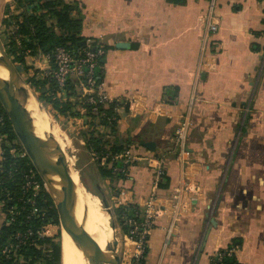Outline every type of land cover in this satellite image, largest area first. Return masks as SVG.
I'll return each mask as SVG.
<instances>
[{
    "label": "crops",
    "instance_id": "crops-1",
    "mask_svg": "<svg viewBox=\"0 0 264 264\" xmlns=\"http://www.w3.org/2000/svg\"><path fill=\"white\" fill-rule=\"evenodd\" d=\"M64 1L77 3L87 43L105 49L97 75L105 90L114 98L143 96V109H121L107 133L76 105L83 118L67 114L64 121L82 129L91 121L95 133L118 137L132 152L163 157L168 186L157 189L160 202L184 175L198 187L167 239L168 218L155 223L145 264H210L231 244L236 264H264V0H214L212 9L211 0ZM12 4L0 0V30L19 11ZM209 21L216 30L207 35ZM38 67L43 72V61ZM186 111L188 164L172 148ZM141 139L155 141V149L136 147ZM143 162L117 177L100 176L90 163L85 182L102 209L103 201L114 209L121 190L143 203L153 181Z\"/></svg>",
    "mask_w": 264,
    "mask_h": 264
},
{
    "label": "trees",
    "instance_id": "trees-1",
    "mask_svg": "<svg viewBox=\"0 0 264 264\" xmlns=\"http://www.w3.org/2000/svg\"><path fill=\"white\" fill-rule=\"evenodd\" d=\"M15 9L19 11L10 14L12 22L5 21V30L8 32V40L3 42L7 54L15 66L21 65L26 72L30 70L25 64L26 56H39L42 54L50 55V71L54 68L52 53L56 47H64L70 52L81 49L86 46L87 37L82 34L81 13L78 10L75 1L64 0H13ZM91 48H96V41L92 39ZM84 41V44L81 42ZM104 49V48H103ZM105 51V49H104ZM99 60V66L101 65ZM42 72V71H41ZM39 70L26 80L37 97L43 102L45 109L55 119L71 114L79 115L76 106L83 109L85 117L93 119L95 115L91 112V105L87 102L65 100L56 95L57 84L50 76H43ZM98 72V71H97ZM99 74V72H98ZM100 79V78H98ZM73 94L77 90L72 89ZM110 113V110H107ZM105 121V120H104ZM109 124L108 122H103ZM88 124L91 125V121ZM115 123L111 122L113 127ZM89 127L85 131H80V136L85 142L87 151L114 153L126 148V143L115 137L109 140L100 134L95 133V129ZM1 131L6 135V139L11 143L17 153L12 155L8 148L4 150V159L0 165V264H61L60 255V229L56 235L37 237L36 230L48 222L59 225L58 213L55 204L44 188L33 197V204L28 201L30 191L23 192L21 184L24 173L33 168L25 150L18 141L12 126L7 118L1 125ZM136 147H142L137 146ZM113 164V163H112ZM97 173L103 177H117L120 172H112L109 166H95ZM35 177L40 180L37 173ZM87 190L90 192L86 182L81 178ZM41 181V180H40ZM161 188L168 186V177L163 174L158 184ZM35 207L36 214L31 210ZM8 209H13L12 213ZM113 214L118 225H123L125 217L138 218L137 207L134 205L120 206L113 209ZM31 229L32 234L25 237L24 240L14 239L18 231H27ZM124 229V227H123ZM45 245L44 251L36 246ZM6 245H12L14 249L6 257L2 249ZM235 245H228L217 251L226 253L228 249H235ZM210 264H236L234 251L230 255L224 254L221 260L213 256Z\"/></svg>",
    "mask_w": 264,
    "mask_h": 264
},
{
    "label": "built area",
    "instance_id": "built-area-1",
    "mask_svg": "<svg viewBox=\"0 0 264 264\" xmlns=\"http://www.w3.org/2000/svg\"><path fill=\"white\" fill-rule=\"evenodd\" d=\"M214 7V0L210 1V9ZM216 25L208 22L205 33L214 32ZM104 55L103 47L97 45L96 48H91L90 43L86 42V46L81 49H76L75 52H70L64 47H56L52 53L54 68L50 71V55L42 54L44 67L42 68L43 76H50L57 84L56 95L61 96L65 93L70 94L72 99L80 103L87 102L91 105V112L95 115V119L100 124L98 128L105 129L110 126L111 122L116 123L121 109L127 107L130 113L138 114L143 109V96L139 94H129L124 98L112 97L104 88V83L98 79L99 60ZM70 85V88L68 87ZM69 88V89H68ZM77 90V94H73V90ZM62 97V96H61ZM80 107V106H79ZM81 108V107H80ZM110 110V113L107 112ZM150 113H159V109H153ZM6 115L0 106V160L4 158V150L8 148V152L16 155V149L11 146V143L6 139V135L1 131V125L5 121ZM109 124H104L103 122ZM190 126L188 111L182 116L177 124L172 137V148L175 157L181 162L188 164L186 159L187 151V133ZM89 161L92 164L104 167L111 163L109 167L112 172L125 173L127 167L138 160L145 162V165L153 173L152 188L148 196L144 199L141 205L131 203L128 192L125 190L112 198V207L115 209L120 206L134 205L137 207L138 218L125 217L123 225L116 223V235L118 240V264H145V256L148 248V241L151 231L157 221L163 217L168 218L166 227V239L172 233V230L177 225L180 217L186 212L191 194L198 191V187L193 185L191 181L186 179L184 175L176 188L164 195V202L159 201L157 189L164 174L163 162L161 156L143 155L140 156L130 149H124L114 153L87 151ZM113 163V164H112ZM36 171L33 168L28 169L23 176L21 188L23 192L30 191L28 201L33 204V197L36 196L42 189L43 183L35 177ZM113 210L112 208H110ZM38 210L32 208L31 213L36 214ZM10 213L13 209L9 210ZM52 224L50 222L42 225L36 230V236H50L46 231ZM124 227V229H123ZM32 234L31 229L27 231H18L14 235V239L18 241L24 240L25 237ZM36 246L44 251L45 245L37 244ZM14 249L12 245H6L2 249V253L6 257ZM234 249L226 250V253L216 251L213 256L221 260L224 254L230 255ZM212 256V257H213ZM211 257V259H212Z\"/></svg>",
    "mask_w": 264,
    "mask_h": 264
},
{
    "label": "water",
    "instance_id": "water-1",
    "mask_svg": "<svg viewBox=\"0 0 264 264\" xmlns=\"http://www.w3.org/2000/svg\"><path fill=\"white\" fill-rule=\"evenodd\" d=\"M178 2L180 0H172ZM84 44V41L81 42ZM126 42H118L116 47L125 48ZM0 66L7 71V77L0 75V106L3 109L12 129L31 161L37 175L43 183L44 188L52 198L59 219L58 208H60L79 228L87 243L93 250V256L89 259V264H118V240L116 235V220L113 211L103 201V210L109 217L108 227L111 230V240L102 249L93 235L87 228V212L83 213L81 219L77 215V200L71 195L63 185L57 174V145L56 138L52 132L51 117L43 106L37 95L29 88L17 67L13 64L7 54L3 42L0 38ZM30 101L36 106V110L41 115V121L46 125V129L39 135L37 144L32 152H29L21 139L20 131H36L33 113L29 109ZM142 147L154 150L156 143L153 140H139ZM90 193V192H89ZM213 223V219H210Z\"/></svg>",
    "mask_w": 264,
    "mask_h": 264
},
{
    "label": "bare ground",
    "instance_id": "bare-ground-1",
    "mask_svg": "<svg viewBox=\"0 0 264 264\" xmlns=\"http://www.w3.org/2000/svg\"><path fill=\"white\" fill-rule=\"evenodd\" d=\"M1 59V55H0ZM0 75L7 77V71L0 66ZM29 109L36 119V131H26L22 129L21 139L29 152L35 148L39 135L46 129L41 121V115L38 114L33 101H30ZM55 125L53 126L52 125ZM52 132L56 138L57 145V174L63 185L77 200V215L81 219L84 212H87L86 228L94 236L95 241L103 249L105 244L111 240V230L108 227L109 217L107 213L99 206H95L88 198L89 191L85 185L79 181V173L73 169L71 163L67 162V148H70V139L68 135L51 121ZM71 150V148H70ZM75 150V149H74ZM59 227H60V245H61V264H89V259L93 256V250L87 243L85 237L77 225L60 209Z\"/></svg>",
    "mask_w": 264,
    "mask_h": 264
},
{
    "label": "rangeland",
    "instance_id": "rangeland-1",
    "mask_svg": "<svg viewBox=\"0 0 264 264\" xmlns=\"http://www.w3.org/2000/svg\"><path fill=\"white\" fill-rule=\"evenodd\" d=\"M12 5H14V2ZM7 32H8L7 30H0V38H1L2 42H5L8 40L9 36H7L8 35ZM36 62H39V63H36ZM41 62H42L41 58H38V60H37L36 56H34V57H30V56L27 57L26 56L25 57V64L28 66V68H30V71L26 72L21 65L16 66L18 71L20 72L21 76L25 80V82L35 72L36 69L41 72V69L38 67L39 65H41ZM35 63H36V65H35ZM27 85L33 91V88L29 84H27ZM42 104H43V102H42ZM43 106H44V104H43ZM50 117H51V120L56 122L59 125V127L68 135V137L70 139L71 150H70V148L66 149L67 153L69 154L67 157V162L71 163L73 166V169L75 171H77V173H79V181L81 182V185H84L81 178L84 181L87 179V177H85V175H86L85 172H87L89 170V167L91 166L92 162L89 161V155L87 154V149L85 148V142L80 141L82 139V137L80 136V131L87 130V128L89 126L85 123V126H88V127L82 129V126L79 128L78 126H75L76 125L75 123L74 124L72 123L71 125L68 124L66 121H64L65 117H63V116L60 117L59 119H55L51 115H50ZM78 117L83 118V117H81L80 113H79ZM80 123L82 124L81 121L79 122V124ZM52 125H53V123H52ZM53 126H55V125H53ZM94 129H95V127H94ZM110 131H111V128L106 127L105 130H103V133H107ZM3 159L0 160V165H1V162L3 161ZM143 163L145 164V162H143ZM88 198L95 206H99L100 203H99V200L97 199V197H95V196L91 195V193H89ZM2 206L3 205H0V210H1ZM9 210L10 209H8V212H9ZM115 220H116V218H115ZM58 229H60L59 225H51V227H49L47 229L46 233H47V235L53 236V235H56V232ZM60 255H61V248H60Z\"/></svg>",
    "mask_w": 264,
    "mask_h": 264
}]
</instances>
